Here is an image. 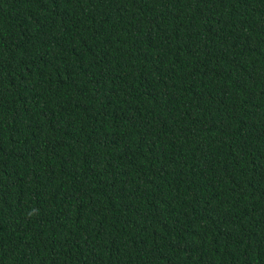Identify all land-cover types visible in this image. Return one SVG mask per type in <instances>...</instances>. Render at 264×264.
I'll list each match as a JSON object with an SVG mask.
<instances>
[{"label":"trees","instance_id":"obj_1","mask_svg":"<svg viewBox=\"0 0 264 264\" xmlns=\"http://www.w3.org/2000/svg\"><path fill=\"white\" fill-rule=\"evenodd\" d=\"M0 264H264V0H0Z\"/></svg>","mask_w":264,"mask_h":264}]
</instances>
